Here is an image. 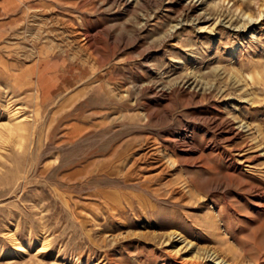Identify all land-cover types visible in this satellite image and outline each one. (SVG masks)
<instances>
[{
  "label": "rangeland",
  "instance_id": "obj_1",
  "mask_svg": "<svg viewBox=\"0 0 264 264\" xmlns=\"http://www.w3.org/2000/svg\"><path fill=\"white\" fill-rule=\"evenodd\" d=\"M225 263L264 264V0H0V264Z\"/></svg>",
  "mask_w": 264,
  "mask_h": 264
},
{
  "label": "bare ground",
  "instance_id": "obj_2",
  "mask_svg": "<svg viewBox=\"0 0 264 264\" xmlns=\"http://www.w3.org/2000/svg\"><path fill=\"white\" fill-rule=\"evenodd\" d=\"M178 26V25H177ZM86 40V39H85ZM87 42V41H86ZM87 44V43H86ZM145 156V155H144ZM167 157V156H166ZM168 158V157H167ZM149 159V158H148ZM161 165V164H160ZM175 165V164H174ZM167 166V165H166ZM172 169V168H171ZM184 242V241H183ZM226 264V263H225Z\"/></svg>",
  "mask_w": 264,
  "mask_h": 264
}]
</instances>
